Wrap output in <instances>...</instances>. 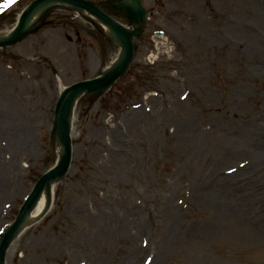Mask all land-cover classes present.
I'll return each instance as SVG.
<instances>
[{"label":"rangeland","instance_id":"obj_1","mask_svg":"<svg viewBox=\"0 0 264 264\" xmlns=\"http://www.w3.org/2000/svg\"><path fill=\"white\" fill-rule=\"evenodd\" d=\"M32 1L0 0V33ZM140 1L129 72L77 101L68 172L4 264H264V0ZM118 52L63 6L0 47V242L57 159L59 88Z\"/></svg>","mask_w":264,"mask_h":264},{"label":"water","instance_id":"obj_2","mask_svg":"<svg viewBox=\"0 0 264 264\" xmlns=\"http://www.w3.org/2000/svg\"><path fill=\"white\" fill-rule=\"evenodd\" d=\"M45 2H58L70 5L85 11L88 15L99 20L120 38L123 46V57L119 65L112 71L89 81L72 84L67 88V91L60 96L55 108V114L58 118L57 133L60 146L63 149V155L52 169L41 176L29 193L24 204L21 206L17 217L11 224V228L0 243V264H4V254L10 240L21 225L26 213L35 205L45 185L49 181L62 177L68 169L71 154L68 119L71 115L74 100L83 93H91L108 88L125 72L132 58L133 42L140 35L141 28L144 26L146 19V14L138 0H108L102 7L94 6L83 0H35L29 4L21 14L8 38L0 40V47H5L16 42L22 36L26 21L31 13L37 6ZM103 10L106 12H103ZM114 14L121 15L126 20L127 24L133 27V31L129 33L120 24L115 22L111 18ZM53 73L55 72L53 71Z\"/></svg>","mask_w":264,"mask_h":264},{"label":"bare ground","instance_id":"obj_3","mask_svg":"<svg viewBox=\"0 0 264 264\" xmlns=\"http://www.w3.org/2000/svg\"><path fill=\"white\" fill-rule=\"evenodd\" d=\"M56 6L67 7V5H63V3L61 4L58 2H45V3H42L39 6H37L26 21L25 31H27L28 29L33 27L45 12H47L48 10H50ZM86 15L96 25H98L102 29L103 33L108 38H110L114 44H116L119 47V53L108 63V65L104 69V73H108V72L112 71L114 68H116L122 60L123 47H122L121 40L106 25L102 24L101 22H99L94 17H92L88 14H86ZM127 30L130 31V29H127ZM10 34H11V29L4 31V32H1L0 33V40H4V39L8 38V36ZM59 90H60L61 94L66 92V90L62 86L59 88ZM74 108H75V103L72 105V113L74 111ZM72 122H73V119L70 116V118L68 119V125L71 126ZM61 154H62V149L58 145V147H57L58 157H60ZM56 182H57V179L53 180V181H49L45 185V187L43 188L42 192L40 193L35 205L33 206V208L28 213H26V215L24 216L22 223L18 227L15 234L13 235L12 240H14L15 238L22 235L30 227L36 225L47 214V212L49 211L50 206H51L52 196L54 194ZM8 228L9 227H7L6 230Z\"/></svg>","mask_w":264,"mask_h":264}]
</instances>
